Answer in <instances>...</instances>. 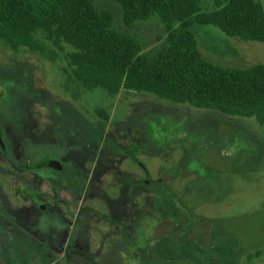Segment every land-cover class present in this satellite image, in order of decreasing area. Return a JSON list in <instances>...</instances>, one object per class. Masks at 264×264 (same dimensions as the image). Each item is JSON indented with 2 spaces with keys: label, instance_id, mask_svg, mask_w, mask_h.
Instances as JSON below:
<instances>
[{
  "label": "rangeland",
  "instance_id": "obj_1",
  "mask_svg": "<svg viewBox=\"0 0 264 264\" xmlns=\"http://www.w3.org/2000/svg\"><path fill=\"white\" fill-rule=\"evenodd\" d=\"M93 3L142 54L164 43L155 17L129 28L115 0ZM189 30L214 65L264 64V43ZM69 50L0 41V264H264V124L84 83ZM42 160L62 170L29 168Z\"/></svg>",
  "mask_w": 264,
  "mask_h": 264
},
{
  "label": "trees",
  "instance_id": "obj_2",
  "mask_svg": "<svg viewBox=\"0 0 264 264\" xmlns=\"http://www.w3.org/2000/svg\"><path fill=\"white\" fill-rule=\"evenodd\" d=\"M115 1L126 27L151 17L163 25L165 39L156 53L142 54L135 36L112 29V15L97 10L93 0H0V41L13 52L25 46L51 59L69 47L65 57L74 76L109 91L148 94L264 124V64L214 65L201 56L189 30L213 25L227 36L264 43V0ZM204 3L212 9H203ZM43 167L44 160L31 169Z\"/></svg>",
  "mask_w": 264,
  "mask_h": 264
},
{
  "label": "flooded vegetation",
  "instance_id": "obj_3",
  "mask_svg": "<svg viewBox=\"0 0 264 264\" xmlns=\"http://www.w3.org/2000/svg\"><path fill=\"white\" fill-rule=\"evenodd\" d=\"M45 164H46V162H45ZM30 169H31V167H29ZM53 168V167H52ZM55 169V168H54ZM32 171H34L33 169H31ZM55 170H62V165H60V168L59 169H55ZM35 172V171H34ZM59 179L60 180H62L61 179V177H59ZM52 181L53 180H56V179H51ZM60 183H62V182H60ZM49 188H50V184H49ZM68 189V188H67ZM70 190V189H69ZM21 191V190H20ZM19 190H17L16 189V192H20ZM21 194H28L29 193V190H27L26 192L23 190V192H20ZM37 197V195H36V193H35V190L32 192V193H30V195H29V197H30V199H32V197ZM80 196V199H81V195H79ZM84 197V196H83ZM33 200V199H32ZM83 200V199H82ZM78 213H80V211L78 212ZM7 219V221H9L10 223H12L11 221H10V219L9 218H6ZM14 227V226H13ZM2 227H1V223H0V231L3 229H1ZM7 228V227H6ZM5 228V229H6ZM15 228V227H14ZM9 231V230H8ZM12 232V230H10L9 231V233H11ZM5 234H8V232L6 231L5 232ZM3 239V235H2V232H0V240H2ZM78 240H80V239H74L72 236H70L69 237V241H68V243L70 244L71 243V246L70 247H73V249H72V251H70V250H67V248H69V246L67 247V241H66V245L64 244V246H63V250H64V254H70V253H75L76 252V250H80V248H82L83 246H80V243H79V241ZM65 241V240H64ZM73 242V243H72ZM23 243V242H22ZM43 246H44V244H43ZM47 244H46V250H47ZM67 247V248H66ZM57 249H60L59 247H57ZM44 250H45V248H44ZM45 250V251H46ZM84 250H86V249H84ZM70 251V253H68ZM45 254V253H44ZM43 254V255H44ZM85 254H87V257H88V260H86L85 261V264H94V262L95 261H93V260H95V256L93 255H91V254H89V252H85ZM49 254H48V252H47V256H48ZM47 256H45V257H47ZM67 261H69V260H67ZM67 261H66V264H67ZM70 262V261H69ZM68 262V263H69Z\"/></svg>",
  "mask_w": 264,
  "mask_h": 264
},
{
  "label": "water",
  "instance_id": "obj_4",
  "mask_svg": "<svg viewBox=\"0 0 264 264\" xmlns=\"http://www.w3.org/2000/svg\"><path fill=\"white\" fill-rule=\"evenodd\" d=\"M46 166H50V167H53L55 169H59L60 168L59 163L55 162V161L46 162Z\"/></svg>",
  "mask_w": 264,
  "mask_h": 264
}]
</instances>
